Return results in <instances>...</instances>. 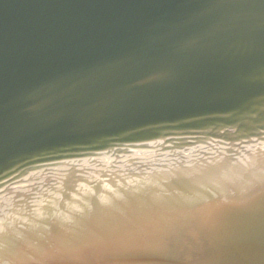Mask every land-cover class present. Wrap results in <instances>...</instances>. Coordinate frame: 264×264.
<instances>
[{"label":"water","instance_id":"1","mask_svg":"<svg viewBox=\"0 0 264 264\" xmlns=\"http://www.w3.org/2000/svg\"><path fill=\"white\" fill-rule=\"evenodd\" d=\"M0 264H264V0H0Z\"/></svg>","mask_w":264,"mask_h":264}]
</instances>
